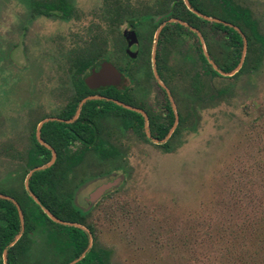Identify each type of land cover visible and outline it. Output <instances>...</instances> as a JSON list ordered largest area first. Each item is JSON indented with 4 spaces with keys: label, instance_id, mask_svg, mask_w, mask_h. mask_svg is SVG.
<instances>
[{
    "label": "rangeland",
    "instance_id": "1",
    "mask_svg": "<svg viewBox=\"0 0 264 264\" xmlns=\"http://www.w3.org/2000/svg\"><path fill=\"white\" fill-rule=\"evenodd\" d=\"M30 1L0 0V181L6 179L10 169L4 156L8 131L11 130L14 148L22 147L20 142L25 139L20 123L13 122L9 130L4 117L8 114L17 117L23 95L30 93L37 98L43 92L44 109L60 108L57 91L65 92L60 82H67L69 76L67 55L70 51L89 45L99 51L105 39L108 57L118 55L115 44L124 27L120 25L124 21L120 20L118 33L116 29L108 32L109 26L105 29L101 14L110 5L104 2L106 0H74L76 15L69 20L32 18ZM218 1L208 0L207 4L214 6ZM233 2L251 12L259 31L264 34V0ZM141 5H138L139 10ZM208 37L203 45L206 52L223 61L217 39L211 37L210 31ZM196 46L194 38L180 42L168 59L174 68L171 73L174 78L178 58L193 59L196 67L188 62L185 68L189 74L188 86L190 77L195 71L199 73L201 67ZM262 51L261 60L248 70L251 72L239 74V69L233 76H214L211 80L200 77V73L193 88L197 87L201 100L197 102L192 91L193 100L188 101L184 114L186 119L189 116L191 119L182 127L181 135L173 136L178 138L172 139L165 149L144 142L128 143V160L122 165L123 183L107 192L96 205L92 203L90 208L85 198L89 199L90 192L112 173L97 180H93L96 176L84 179L83 187L73 199L77 206L91 210L82 225L88 232L90 246L81 252L86 251L79 264H245L244 257L247 261L255 258V264H264V224H260L257 234L244 230L243 244L235 241L236 223L241 225L244 215L234 223L232 214L238 210L236 205H230L239 198L246 202L248 208L244 207L243 212H247L251 194L262 191L259 185L264 178L261 166L264 159V49ZM233 56V60H237V56ZM245 58L246 53L243 63ZM124 63L121 61L122 65ZM37 70L42 72L41 81L36 79ZM189 87L188 94L191 93ZM152 92L157 98L155 86ZM9 93L15 94L11 111L7 101ZM50 94L55 95L49 99ZM42 167L36 170H44ZM58 167L42 173L50 184L52 170ZM109 171L110 168L104 170L106 174ZM49 190L50 187L42 193L50 204L58 201L63 209L69 206L67 210H70V200L53 192L52 195ZM21 215L26 223L25 232L16 234L0 228L5 234V238L0 239V264L6 261L1 246L10 237L6 257L14 259L15 264H68L74 260L67 252L71 247L75 251V242L82 245L85 236L78 232L68 234L46 220H43L45 225L35 222L29 210L22 211ZM225 228L230 229L229 235ZM45 231L48 236L44 237ZM56 249L65 255L59 252L52 262Z\"/></svg>",
    "mask_w": 264,
    "mask_h": 264
},
{
    "label": "flooded vegetation",
    "instance_id": "2",
    "mask_svg": "<svg viewBox=\"0 0 264 264\" xmlns=\"http://www.w3.org/2000/svg\"><path fill=\"white\" fill-rule=\"evenodd\" d=\"M55 1L57 0H31L32 18L69 20L73 16L75 17L77 4L73 2L74 0H67L71 6L67 17L56 11L39 13L34 6L39 2L55 3ZM104 2L110 4L102 10L101 14L104 16L105 29L109 26L110 31L108 32L116 29V33H118L120 25L124 24V27L121 28L120 38L115 44L118 55L112 54L113 56L108 57V43L105 39L101 42L99 51L95 50L94 46L92 48L91 45L79 51L71 50L67 55V72H69L67 82H60V86L65 89V92L57 91L56 99L57 104L59 106L61 104L60 108L44 109L43 102L46 96L43 92L38 94L37 98L30 93L23 95L25 98L21 104L18 118L9 114L4 117L5 127H9V130L13 122L20 123L25 137L20 142L22 147L14 148L11 144V130L8 131V146L4 147V156L7 161L5 162L8 164L7 167L9 166L10 169L6 179L0 181V206L5 205L4 201L13 204L21 228H23L21 232H24L25 224L21 213L29 210L33 214L35 222L45 225L43 220H46L49 225L63 228L59 230L68 234L78 232L85 236L88 245L89 235L82 225L90 217L91 210L87 211L77 206L73 199L77 190L83 187L81 184L84 179L96 176L93 180H97L102 176L109 177L112 173L106 181L90 192L89 199L85 198V202L90 208L92 203L96 205L107 192L123 183L122 165L128 160L127 154L130 150L128 143L144 142L164 149L169 148V142L178 138L173 136L181 135L182 127L178 131L180 119L184 117L188 101L193 100L192 91H195L194 97L197 102L201 98L197 87L193 88L199 74L201 73L200 77L202 78L208 77V80L214 76L230 77L220 75L213 65L225 72H230L237 66L231 70L224 69V67L232 65L231 55L235 47L228 42L227 36H225L226 32L221 31L220 27L214 23L236 30L243 40L241 23L246 18L253 19L248 9L240 8L241 5H235L237 3L233 0H219L214 6L212 4L209 6L208 0H106ZM141 3L142 7L139 10L138 5ZM135 5L136 7H134ZM42 9L46 10L44 7ZM192 9L209 19L197 15ZM194 16L193 23L190 24L188 19H192ZM120 20L124 22L121 23ZM108 21L110 22L107 25ZM191 27L197 32L193 31ZM158 29L160 31L155 52L157 78L153 73L152 49ZM209 31L211 37L217 39V46L223 61H220L217 55L215 57L212 53L210 55L206 52L199 39L200 34L203 41L208 42ZM126 32L127 35H125ZM193 38L197 42L195 50L201 67L199 73L195 71L194 75H190V88L187 85L189 74L185 68L188 62L196 67L193 59L189 56L184 59L182 56L178 58V62L174 64L176 67L175 78L171 75L174 68L170 66L168 59L176 51L180 42ZM133 39L135 45L130 47L128 52V42ZM93 49L100 54L94 62H92ZM123 60L125 63L122 65L121 61ZM103 62L113 65L118 73L117 79L115 78L116 80L110 84L97 87L88 85L86 77ZM36 79L37 81L42 80L41 71H36ZM154 86L158 89L157 98L152 92ZM188 87L190 94H188ZM201 89L202 87L200 91ZM54 95L50 94L47 98L51 99V96ZM89 97L90 99L82 104L75 117L80 102ZM14 98L15 94H8L9 111L12 110ZM190 110L195 113L192 107ZM176 114L178 123L166 139L175 122ZM38 126L40 129L37 135ZM49 163L50 166L44 170H36L40 165L45 166ZM55 166L59 167L52 170L53 181L50 184L49 180L44 179L42 173L51 170L52 167L54 169ZM108 168L110 171L106 174L107 172L104 170L106 171ZM23 172L24 174H22ZM86 183L91 182L86 181ZM48 187H50V194L70 200V210H67L69 206L63 209L64 207L58 201L50 204L45 199L42 192ZM43 202L48 207H45ZM46 211L61 222L54 221ZM0 214L1 219L3 217L1 210ZM75 218L82 219V222L76 221ZM1 225L0 223V228L3 231L5 228ZM50 228L53 229V227ZM44 233V237L48 236V232ZM2 237L5 238L4 232L3 234L0 232V239ZM7 242L1 246L3 257L5 249L3 246ZM56 251L57 253H55ZM55 252L52 255V262L54 256L65 253L57 249ZM7 260L8 257L4 264H7ZM12 260L14 262V259Z\"/></svg>",
    "mask_w": 264,
    "mask_h": 264
},
{
    "label": "trees",
    "instance_id": "3",
    "mask_svg": "<svg viewBox=\"0 0 264 264\" xmlns=\"http://www.w3.org/2000/svg\"><path fill=\"white\" fill-rule=\"evenodd\" d=\"M35 9L37 10V12L42 13V12H48V11H56L58 13H61L62 16L67 17L71 11V6L68 3L67 0H57L55 1V3H35L34 4ZM42 7L46 8V10H43ZM195 18V16L192 19H188L189 23L192 24V20ZM215 25L219 26L221 31L226 32L227 39L228 42L234 46V51L232 52L231 57L235 58L233 55L237 56V60L234 59L232 61V65L230 67H224L225 70H231L233 67H235L237 65V62L241 56L242 53V46H243V40L242 37L240 36V34L236 31L231 29L228 26H223L221 24H216ZM241 29L243 31V33L245 34L246 40H247V52H246V58L245 61L240 69V71L238 72L239 74H241L242 72H251L248 71L249 69H252V66L259 62L261 60L262 54H263V49H264V34H262L258 27H257V22L256 20H251L249 18H246L242 23H241ZM95 55H100L96 52H92V62H94L96 60L97 57H95ZM237 76V75H235ZM191 117L189 116L187 119L185 117H181L180 119V125L178 128V131L180 130L181 127H183L186 123V121L190 120ZM177 133V132H176ZM175 136V135H174ZM261 166L264 167V159L261 162ZM33 179V178H32ZM260 188L262 189V191H260L259 193H253L251 194V202H250V209L247 212H243L245 211L248 206L246 204L245 201H240L239 198L234 200V204L233 202L230 203V205H232L231 207H237L238 213L237 216L235 217L236 213H233L232 216L234 218H232V220L235 222H237L238 218L244 215V220L243 223L241 225L238 224V222L236 223V228L238 229H234V232L236 230L235 233V238L234 240H239V243L243 244L244 241V236L243 235V231L246 230V232H249L251 234H257L258 233V228L260 226L261 223L264 224V178L262 179V184H259ZM5 205L0 206V210L3 213V217L0 219V223L2 224L1 226L4 227L6 230H13L14 233L17 234V232H21V224H20V220L17 216V211L15 210V207L13 206V204H11L10 202L4 201ZM43 205L45 207H48L46 203L43 202ZM245 207V210H244ZM242 208V209H241ZM244 213V214H243ZM57 214V213H55ZM228 215L231 216V213H227ZM248 220H247V219ZM76 221L78 222H82V219H78L75 218ZM26 223L24 224V232L26 231ZM228 230L229 233L228 235L231 233L230 229L225 228V230ZM82 235V234H80ZM256 236V235H255ZM254 236V237H255ZM239 237V239H238ZM11 240V237L9 240H7L8 242ZM6 241V242H7ZM4 246V250L7 249L8 244H10V242ZM75 251L72 249L68 251L67 253H71L70 256H72L71 258L76 259L80 254H81V250L85 249L87 245L86 240H84V242L82 243V245H78L75 242ZM233 248V244H231V250ZM236 252V250L233 251V254ZM243 257V255H241ZM248 257V256H247ZM69 258V259H71ZM83 259V258H82ZM81 259V260H82ZM80 261L75 262L74 264H79ZM255 260V258H250L247 261V258L245 259L244 257V261L245 264H255V262H253ZM13 260L12 258L8 257L7 260V264H13Z\"/></svg>",
    "mask_w": 264,
    "mask_h": 264
},
{
    "label": "water",
    "instance_id": "4",
    "mask_svg": "<svg viewBox=\"0 0 264 264\" xmlns=\"http://www.w3.org/2000/svg\"><path fill=\"white\" fill-rule=\"evenodd\" d=\"M193 10V9H192ZM197 15L205 18V19H209V17L205 16V15H202L201 13L199 12H196L195 10H193ZM185 24V23H184ZM191 29L193 31H196V29L192 28ZM159 29L156 31L155 33V37H154V42H153V49H152V63H153V73L155 75V77L158 78V75H157V71H156V68H155V52H156V44H157V40H158V35H159ZM197 32V31H196ZM199 34V33H198ZM125 35H127V32L125 33ZM128 37V36H127ZM199 39L201 41V43L204 45V41H203V38L201 37V35L199 34ZM135 40H131L130 42H128V46H127V51L129 52L130 50V47H133V45H135ZM246 48H247V41L245 39V37H243V52H242V55H241V58H240V61L239 63L237 64V66L230 72H225V71H222L220 69H217L216 66L213 65V67L216 69V71L220 74V75H223V76H232L234 75L236 72H238V70L240 69V67L242 66V63H243V59H244V56H245V53H246ZM206 54V52H205ZM207 55V54H206ZM117 71L116 69L113 67V65L109 62H103L101 63L98 67H96L95 69H93V71L91 72V74L89 76L86 77V83L92 87H97L99 85H103V84H110L112 82H114L116 79H117ZM116 78V79H115ZM114 79V80H113ZM92 98V97H91ZM90 99L89 98H86L84 99L83 101L80 102L79 104V109L77 110L76 112V115L75 117L78 115L79 113V110H80V107L82 106V104L86 101ZM178 123V115L176 114L175 116V122L172 126V128L170 129V131L168 132L167 136H166V139L171 135V133L173 132V130L175 129L176 125ZM39 129H40V126L37 127V135L39 134ZM165 139V140H166ZM50 166V163L43 166L42 168H47ZM49 216L54 220V221H57V222H61L59 219L53 217L48 211H46ZM23 230V228L21 229V231ZM90 246V241H89V244L87 247ZM86 252V251H85ZM85 252L81 253L76 259H74L73 261H71L70 263L68 264H74L75 262H78L80 261ZM4 260H6V250H4Z\"/></svg>",
    "mask_w": 264,
    "mask_h": 264
}]
</instances>
